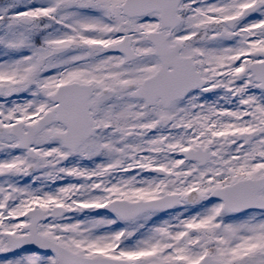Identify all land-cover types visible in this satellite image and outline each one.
<instances>
[{"label":"snow or ice","instance_id":"obj_1","mask_svg":"<svg viewBox=\"0 0 264 264\" xmlns=\"http://www.w3.org/2000/svg\"><path fill=\"white\" fill-rule=\"evenodd\" d=\"M0 264H264V0H0Z\"/></svg>","mask_w":264,"mask_h":264}]
</instances>
